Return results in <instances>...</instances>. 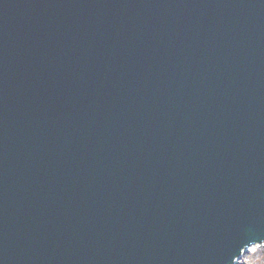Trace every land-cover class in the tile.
Segmentation results:
<instances>
[{
	"label": "water",
	"instance_id": "obj_1",
	"mask_svg": "<svg viewBox=\"0 0 264 264\" xmlns=\"http://www.w3.org/2000/svg\"><path fill=\"white\" fill-rule=\"evenodd\" d=\"M262 244L264 0H0V264Z\"/></svg>",
	"mask_w": 264,
	"mask_h": 264
},
{
	"label": "rangeland",
	"instance_id": "obj_2",
	"mask_svg": "<svg viewBox=\"0 0 264 264\" xmlns=\"http://www.w3.org/2000/svg\"><path fill=\"white\" fill-rule=\"evenodd\" d=\"M235 264H264V244L252 251H245Z\"/></svg>",
	"mask_w": 264,
	"mask_h": 264
},
{
	"label": "bare ground",
	"instance_id": "obj_3",
	"mask_svg": "<svg viewBox=\"0 0 264 264\" xmlns=\"http://www.w3.org/2000/svg\"><path fill=\"white\" fill-rule=\"evenodd\" d=\"M257 247H258V245H257V246H253V247L249 248L248 250H246V252H248V251H252V250H254V249L257 248Z\"/></svg>",
	"mask_w": 264,
	"mask_h": 264
}]
</instances>
